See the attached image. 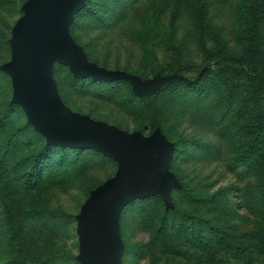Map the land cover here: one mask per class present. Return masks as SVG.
I'll return each instance as SVG.
<instances>
[{"label": "rangeland", "instance_id": "1", "mask_svg": "<svg viewBox=\"0 0 264 264\" xmlns=\"http://www.w3.org/2000/svg\"><path fill=\"white\" fill-rule=\"evenodd\" d=\"M28 1L30 0H0V157L3 147L8 146L9 151L3 166H0V264H81L78 259L80 247L76 230L77 216L90 195L113 178L119 166L109 157L114 165H91L84 169L79 162L71 158V154L62 159L61 154L54 149L49 152L47 158L38 159L45 145H55L48 143L45 137L33 129L23 108L13 102L12 79L2 69L11 62L12 30L24 15L23 7ZM181 1L183 13L176 21L173 20L175 6L172 0L168 6L161 5L157 0H150V3L144 6L139 5L138 9L147 11L150 19L152 18V23L149 20L150 27L161 28L177 47L182 41L187 42L186 38H191L187 44L192 53L190 64L180 63L179 53L166 44L152 47L153 40L146 45L148 49L145 53L140 45L129 39L128 23L123 24L125 27L120 25L98 45L95 44V47L89 50L90 57L85 49L77 46L82 49L89 63L107 71L120 73L121 77L115 79L127 81L135 93L147 98L175 80L195 83L213 59L226 54L241 55L243 47L238 43V36L246 24L247 6L264 3V0ZM260 28V71L264 73V24ZM84 39L85 42L89 38ZM130 47L132 51L129 53ZM97 57L100 62L96 61ZM104 62L108 67L103 66ZM53 67L51 76L60 102L73 114L105 123L128 134L150 137L159 133L172 148L179 136H199L202 133L191 123L189 117L177 116L176 119L163 124L165 134L159 127L150 130V120L147 116L128 117L121 114L114 105L99 100L80 98L73 94H68L63 100L53 79ZM65 67L73 76L70 69ZM64 75L65 73H60L61 77ZM119 124L127 128H120ZM202 138L207 140L203 134ZM35 158L42 167L40 180L34 188L27 189L19 184L17 178L26 169L33 167ZM225 170L223 163L219 161L210 164L185 162L182 165L181 161L176 160V172L168 167V172L175 179V185L169 193V202L166 203L160 195L157 196L166 207L172 208L173 189L186 185L200 190L199 182L207 176H210V194L228 185H241L235 175ZM141 199L143 198H136L127 203L118 218L120 264H248L242 256L235 257L222 246L209 249L190 248L184 241L182 254L179 256L156 247L151 254L142 257L140 249L151 237L138 230L135 220L140 217L134 213L130 215L127 207L129 204L138 205L136 201ZM176 200L179 201L180 198L176 197ZM138 207L140 208L141 204ZM26 211L32 212L29 222H22V219L14 216ZM240 214L247 215L248 218L236 222L235 230L231 234L232 243L255 251L264 242V217L252 219L253 216L248 215L245 209L240 210ZM9 216L14 218L12 223L8 221ZM251 264H264V257L256 255Z\"/></svg>", "mask_w": 264, "mask_h": 264}, {"label": "trees", "instance_id": "2", "mask_svg": "<svg viewBox=\"0 0 264 264\" xmlns=\"http://www.w3.org/2000/svg\"><path fill=\"white\" fill-rule=\"evenodd\" d=\"M157 1L163 6L170 4V0ZM172 1L175 6L173 20L176 21L183 13V5L181 0ZM147 3L150 0H85L68 27L69 35L90 57L89 50L95 44L98 45L120 25L125 27L123 24L128 23L129 39L140 45L145 53L148 49L146 45L153 40L152 47L166 44L179 53L180 63L190 64L192 53L187 44L191 38H186L187 42L182 41L177 47L161 28L150 27L152 18L147 11L138 9L139 5ZM262 24L264 3L248 4L246 24L238 36V43L243 47L241 55L226 54L213 59L195 83L175 80L147 98L135 93L123 79L75 78L64 65H54L53 79L63 100L68 94L90 97L114 105L128 117L147 116L150 130L159 127L165 134L163 124L177 116L189 117L202 133L199 136L183 134L175 140L170 170L176 172V160L182 165L185 162L210 164L219 161L225 171L235 175L241 184L228 185L210 194L211 182L208 183L210 176H207L199 182L200 190L186 185L173 189L172 208L166 207L157 195L136 201L141 204L142 210L136 204H129L128 213L140 217L135 220L138 230L151 237L140 249L142 257L151 254L156 247L179 256L184 242L190 248L199 249L222 246L235 257L242 256L248 264L256 255L264 257V242L257 250L251 251L233 244L231 235L236 222L248 218L241 215L240 210L245 209L248 215L253 216L252 219L264 217V73L260 71ZM84 38L89 39L84 42ZM96 61L100 62V59L97 57ZM103 66L108 67L105 62ZM60 73H65L64 77ZM202 134L207 140L202 138ZM213 137L215 140H211ZM53 149L61 154L62 159L71 154V158L84 169L91 165H114L109 157L95 150L51 145H45L38 159L47 158ZM8 152V146L2 148L0 166H3ZM36 159L33 160V167L17 178L19 184L27 189L34 188L40 180L42 167ZM176 197L180 200L177 201ZM31 215V211H26L14 216L22 222H29ZM7 218L9 223L14 220L13 216Z\"/></svg>", "mask_w": 264, "mask_h": 264}, {"label": "water", "instance_id": "3", "mask_svg": "<svg viewBox=\"0 0 264 264\" xmlns=\"http://www.w3.org/2000/svg\"><path fill=\"white\" fill-rule=\"evenodd\" d=\"M85 0H30L12 30L11 62L3 70L13 83V102L28 123L60 147L97 150L119 166L115 176L95 190L77 216L81 264H120L118 218L136 198L160 195L166 203L175 185L168 172L173 148L164 137L128 134L105 123L71 113L60 102L52 80L54 63L74 77L113 80L120 73L89 63L71 39L68 27Z\"/></svg>", "mask_w": 264, "mask_h": 264}]
</instances>
